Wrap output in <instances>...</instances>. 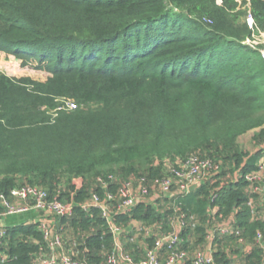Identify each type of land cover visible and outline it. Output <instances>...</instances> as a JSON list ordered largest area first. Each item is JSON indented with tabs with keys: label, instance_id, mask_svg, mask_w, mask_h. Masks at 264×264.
I'll list each match as a JSON object with an SVG mask.
<instances>
[{
	"label": "trees",
	"instance_id": "obj_1",
	"mask_svg": "<svg viewBox=\"0 0 264 264\" xmlns=\"http://www.w3.org/2000/svg\"><path fill=\"white\" fill-rule=\"evenodd\" d=\"M217 2L0 0V61L13 57L47 74L40 80L0 70V193L35 184L74 202L72 216L61 220L64 245L86 264H106L115 237L99 208L80 204L93 193H116L134 176L152 182L191 155L212 159L219 172L183 197L140 200L114 215L134 259H144L177 218L186 222L185 249L198 247L214 205L250 241L264 233V200L255 196L254 217L244 178L264 148V44L247 42L264 32V0L252 2L254 26L231 14L236 0ZM66 100L77 108L60 109ZM251 131L255 151L240 144ZM35 216H7L2 251L9 257L0 264H32L47 252L30 222ZM134 222L153 227L152 235L138 240ZM225 245L215 252L218 263L263 262L256 245L239 262L238 250ZM167 255L160 250L161 260ZM192 256L183 264H193Z\"/></svg>",
	"mask_w": 264,
	"mask_h": 264
},
{
	"label": "built area",
	"instance_id": "obj_2",
	"mask_svg": "<svg viewBox=\"0 0 264 264\" xmlns=\"http://www.w3.org/2000/svg\"><path fill=\"white\" fill-rule=\"evenodd\" d=\"M252 26V25H251ZM264 56V51H262ZM75 109L77 103L73 100H66L64 106L60 109ZM264 147V145H263ZM220 165L210 158H202L197 155H191L177 166L167 164L166 174L155 178L152 182L146 176L131 177L125 180L117 192H107L102 199L97 193H93L90 199L80 204L86 210L91 207H97L102 211L103 217L110 226L114 234V249L108 255L106 264H183L189 257L190 251H193V264H221L216 261L215 252L219 250V240L225 243V251L230 253L238 250L234 255V260L238 262L241 253L252 251L253 246H258L263 251L264 264V233L258 231L253 241H250L243 233L242 229L236 225V219L233 216H225L220 213L218 205L210 208L211 217L205 222V233L198 247L188 250L185 249L184 239L181 236V230L185 223L183 220L173 222V230L167 234L161 235L155 239L153 246L146 250V256L140 261L125 249L121 234L126 228L115 222V214L131 212L138 201H154L160 197L179 198L189 193V187L192 184L201 183L204 179L211 177L219 172ZM248 182V192L250 198L248 205L252 208V214L257 215L255 196L264 200V148L262 155L257 163V168L244 175ZM80 186L82 179H78ZM103 185L106 180L98 179ZM216 196L213 198L215 201ZM0 262L8 260V255L2 251L3 237L6 233V218L10 214H19L24 212H35L36 216L30 222H37L39 230L43 233L47 243V252L39 255L32 264H86L85 261L71 255L65 248V224L62 219L72 216L75 203L62 201L58 196L51 197L46 188L35 184H25L11 189L9 195L0 193ZM191 227L199 224V221L190 216ZM134 227L138 234L145 237L152 235L153 227H142L140 223L134 222ZM168 251L165 261L159 257L162 249ZM234 264V263H232ZM243 264V263H241Z\"/></svg>",
	"mask_w": 264,
	"mask_h": 264
},
{
	"label": "rangeland",
	"instance_id": "obj_3",
	"mask_svg": "<svg viewBox=\"0 0 264 264\" xmlns=\"http://www.w3.org/2000/svg\"><path fill=\"white\" fill-rule=\"evenodd\" d=\"M253 0H236V5L232 6L230 12L235 19H238V23H247L250 25H255V17L253 11ZM219 5L223 4V0H218ZM255 39H247V42L254 46L264 44V32H260L255 35ZM264 51V48L261 49ZM16 59L13 57H5L0 61V70H4L13 76H23L30 75L35 79L44 80L47 78V74L43 71H38L32 68H22ZM240 144L245 150L252 151L255 149L253 144V132H249L240 138ZM77 183L80 181L77 179Z\"/></svg>",
	"mask_w": 264,
	"mask_h": 264
},
{
	"label": "water",
	"instance_id": "obj_4",
	"mask_svg": "<svg viewBox=\"0 0 264 264\" xmlns=\"http://www.w3.org/2000/svg\"><path fill=\"white\" fill-rule=\"evenodd\" d=\"M199 186H200L199 183L192 184V185L189 187V191H190V192H193V191H195Z\"/></svg>",
	"mask_w": 264,
	"mask_h": 264
},
{
	"label": "crops",
	"instance_id": "obj_5",
	"mask_svg": "<svg viewBox=\"0 0 264 264\" xmlns=\"http://www.w3.org/2000/svg\"><path fill=\"white\" fill-rule=\"evenodd\" d=\"M252 151H255V149H253ZM258 199H261V200H263V199H262V198H260V197H259ZM136 236H137L136 238H138V240H140V238L142 237V236H141V234H137Z\"/></svg>",
	"mask_w": 264,
	"mask_h": 264
}]
</instances>
